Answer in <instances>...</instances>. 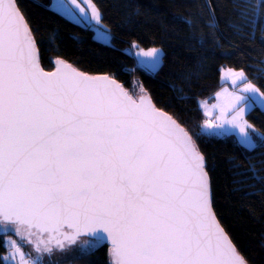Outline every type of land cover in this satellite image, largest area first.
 <instances>
[{
	"label": "snow or ice",
	"instance_id": "6c2138e0",
	"mask_svg": "<svg viewBox=\"0 0 264 264\" xmlns=\"http://www.w3.org/2000/svg\"><path fill=\"white\" fill-rule=\"evenodd\" d=\"M71 4L79 15L62 2L56 8L77 24H102L95 4L90 13L77 0ZM245 4L227 27L239 37L260 28L264 37V0L259 7L252 0ZM217 7L216 0H201L199 18H207L204 26L220 48ZM137 55L149 58L145 66L151 70L160 65L157 48ZM231 76L250 95L223 89L214 105L217 122L204 121L194 135L149 94L134 98L108 75H88L63 61L45 72L19 0H0V232L7 235V225H16L17 233L27 227L48 234L36 251L44 244L50 256L53 242L63 253L65 242L87 237L84 247L73 250L77 258L110 242L111 264H252L218 219L215 165L198 143L230 130H238V143L246 148L257 139L264 143V132L245 118L264 92L243 69ZM192 79L189 74L175 90L183 95ZM229 165L234 177L250 169L264 192V165L259 172L251 161L230 159ZM13 248L19 264H41L39 257L26 261L15 242Z\"/></svg>",
	"mask_w": 264,
	"mask_h": 264
},
{
	"label": "trees",
	"instance_id": "16d2710c",
	"mask_svg": "<svg viewBox=\"0 0 264 264\" xmlns=\"http://www.w3.org/2000/svg\"><path fill=\"white\" fill-rule=\"evenodd\" d=\"M91 1L102 13V26L110 34L112 45L97 40L90 25L77 24L52 9V0H19L37 36L45 71L52 72L59 61H64L88 75H108L130 95L149 94L158 108L194 135L200 133L205 121L200 101L213 100L220 91L222 69H243L248 80L264 92V37L260 28H250L247 37H239L227 27L229 19L246 9L245 0H216L218 39L224 44L220 48L204 26L207 18H199L201 0ZM252 3L259 7L260 0ZM133 42L145 50H164L158 71L147 72L126 52ZM189 74L193 77L191 87H185L181 95L175 87L182 86ZM246 119L264 132V110L255 107ZM256 141L251 149L240 145L235 135H214L198 143L215 165V209L221 225L252 264H264V192L250 169H243L247 175L234 177L229 165L230 159L246 165L251 161L259 172L264 165V143ZM8 236L0 232V264H4ZM57 264H111L110 248L104 244L91 255Z\"/></svg>",
	"mask_w": 264,
	"mask_h": 264
},
{
	"label": "rangeland",
	"instance_id": "374dc122",
	"mask_svg": "<svg viewBox=\"0 0 264 264\" xmlns=\"http://www.w3.org/2000/svg\"><path fill=\"white\" fill-rule=\"evenodd\" d=\"M61 2L67 4L70 9L75 10L77 12V15H79L78 10H76L75 6L71 4V0H52V3H51L50 7L58 12V10L56 8V5H58ZM77 3H79L82 7H84L86 12L90 13V5L93 4L91 0H77ZM67 18L72 20L73 22H76L72 17H67ZM79 24H84V23H79ZM89 25L94 29L95 38L97 40H99V41H101V42H103L105 44L112 45L111 36L105 30V28L102 26V24L101 25H96L95 22L93 21ZM157 49L160 50V65H159V67L156 70H151V69H149L148 67L145 66V62H147L149 58L143 57L142 55H137V53L140 52L141 50H143V51H147V50L142 49L136 42H133L125 50H126L127 53H129L130 55H132L136 59V62H137V64L140 67L144 68L149 73H155L161 67L162 62H163V56H164V50L162 48H160V47H157ZM230 70L231 69H222V72H221L222 73V76H221L222 87H221L220 91L217 92L214 95V97H213L214 98L213 99L214 103L211 104V105H206L205 103H202L204 114L206 116L205 117L206 120H210L213 123L217 122V118L219 116V109L218 108H214V105H217L218 103H220V101L217 99V94L222 92L223 89H228V91L231 92V90L233 88L238 87L239 84H240V81L237 82V85H233L231 83L232 76L229 73H231V71H235V70H231V71ZM242 88L239 87V89H238V91L236 93L242 94V95H245V96L250 95L248 93H243L241 91ZM132 96L134 98H136L139 95L133 94ZM255 107H259L262 110H264V98L258 97L257 104H256ZM251 110L252 109H246V114L248 112H250ZM209 111H211V113H212L210 116L206 115V113L209 112ZM246 114H245V118H246ZM229 115H231V113ZM225 128L227 129V128H229V126L226 125ZM230 134H236L237 138L239 137L238 130H230ZM217 136L222 137V136H226V135H217ZM87 239H88L87 237L81 238L75 245L66 247L63 253L61 252V250L59 248H53L52 249L53 255L50 256L46 249L41 248V251L37 252L36 248L32 244L24 243L16 235L12 234V235H9L7 237V239H6V243L5 244H6L7 250L3 254V257H9V260H10L11 264H19V255L17 254V256L14 259L12 257V253L15 250L13 248V242H15V244L18 245L21 248V251L25 254V260L26 261H31V260L36 259L37 257H39L40 260H41V264H57V263H59V262H61L63 260H66V259L76 258V256L73 254V250L77 249V248H80V247H84L85 246L84 242ZM3 263H4V261H3Z\"/></svg>",
	"mask_w": 264,
	"mask_h": 264
},
{
	"label": "flooded vegetation",
	"instance_id": "af4514ba",
	"mask_svg": "<svg viewBox=\"0 0 264 264\" xmlns=\"http://www.w3.org/2000/svg\"><path fill=\"white\" fill-rule=\"evenodd\" d=\"M8 228H10L12 231L9 232L8 235H16L22 242L26 243V240H28L29 242L33 243V244H37L41 241V239H43L45 242H47L49 240V238L47 236H43L41 237L38 233L29 231L25 228H19V233H17L16 226H7ZM0 228H3L0 227ZM40 247H44V244H41ZM49 248L53 249V243L48 245Z\"/></svg>",
	"mask_w": 264,
	"mask_h": 264
},
{
	"label": "water",
	"instance_id": "95a60500",
	"mask_svg": "<svg viewBox=\"0 0 264 264\" xmlns=\"http://www.w3.org/2000/svg\"><path fill=\"white\" fill-rule=\"evenodd\" d=\"M59 62H61V61H59ZM59 62L57 63V66H56V68H55V70H53L52 72H55L56 71V69H57V67H58V64H59ZM64 62V61H63ZM64 63H66V62H64ZM66 64H68V63H66ZM70 65V64H69ZM72 68H74L73 66H71ZM75 70H77L76 68H74ZM45 71V70H44ZM77 71H79V70H77ZM45 72H48V71H45ZM101 76H104V75H101ZM110 77V76H109ZM112 78V77H111ZM117 81V80H116ZM118 82V81H117ZM119 83V82H118ZM120 84V83H119ZM122 85V84H121ZM123 86V85H122ZM124 88V87H123ZM125 89V88H124ZM125 91H127L126 89H125ZM128 92V91H127ZM162 110V109H161ZM164 111V110H163ZM166 112V111H165ZM170 115V114H169ZM5 227V225H3V223L2 222H0V227ZM7 226H16V225H7ZM16 227H18V226H16ZM20 228H25V229H27V230H29V231H32V232H35V233H38L41 237H43V236H47L48 238H50L49 237V235L48 234H41L38 230H36V229H28L27 227H20ZM66 232H70V230H65ZM3 235H5L3 232H1ZM9 234V233H8ZM7 234V235H8ZM81 238H83V236L82 237H80L79 239H78V241L81 239ZM77 241V242H78ZM26 243L27 244H32L35 248H36V244H33V243H31V242H29L28 240H26ZM105 245L106 246H108L109 248L111 247V245H110V242H106L105 243ZM69 246H72V245H70V244H68L67 242H65V248L66 247H69ZM53 247L54 248H58L57 246H56V244H55V242H53ZM41 248H44V247H41ZM45 249V248H44Z\"/></svg>",
	"mask_w": 264,
	"mask_h": 264
},
{
	"label": "crops",
	"instance_id": "0c3cea01",
	"mask_svg": "<svg viewBox=\"0 0 264 264\" xmlns=\"http://www.w3.org/2000/svg\"><path fill=\"white\" fill-rule=\"evenodd\" d=\"M85 24V23H84ZM85 25H89V24H85ZM229 74H231V73H229ZM221 76H222V73H221ZM252 83V82H251ZM239 87L240 88H242L243 87V83H241L240 82V84H239V86L238 87H236V88H233L232 90H231V92H237L238 91V89H239ZM202 103H205L206 105H211V104H213L214 103V100H202L201 102H200V106H201V109L203 110V106H202ZM203 112H204V110H203ZM206 117V116H205ZM205 121H206V118H205ZM229 135H235L236 136V134H229ZM237 137V136H236ZM238 139V138H237ZM256 144H257V141L255 142V146H256Z\"/></svg>",
	"mask_w": 264,
	"mask_h": 264
}]
</instances>
